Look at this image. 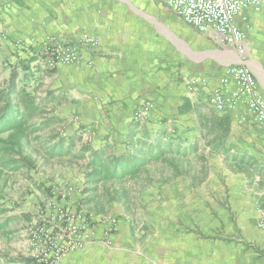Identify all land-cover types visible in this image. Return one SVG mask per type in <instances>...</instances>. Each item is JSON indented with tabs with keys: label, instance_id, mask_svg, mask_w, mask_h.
<instances>
[{
	"label": "crops",
	"instance_id": "0c3cea01",
	"mask_svg": "<svg viewBox=\"0 0 264 264\" xmlns=\"http://www.w3.org/2000/svg\"><path fill=\"white\" fill-rule=\"evenodd\" d=\"M129 1L139 7L135 8L128 0H0V53L11 70L17 68L20 81L28 74L33 76L30 83L32 79L40 81L38 98L51 94L52 112L67 126V132L60 134L75 135L93 149L121 154L144 136L149 135L154 140L164 133L187 145L197 143L205 150L208 163L213 156H223L227 161L230 156H252L251 151L247 152L249 149L240 152L234 145L240 144L237 142L240 135L245 138L250 131L253 134V130L258 135L264 127L242 122L243 106L224 113L216 111L209 103V95L227 66L244 62L252 69L264 96V5L260 11L247 8L236 19L247 36V54L243 58L233 47L210 34L199 33L176 16L199 40L194 43V49L189 50L190 36L185 33L180 36L182 39L174 52L172 43L167 41L159 42L160 50L167 49L166 52H158V9L140 7V3ZM156 1L173 15L165 0ZM125 3L128 8L124 7ZM85 35L98 39L99 46L80 48L81 59L75 65H60L54 72L44 70L40 61L44 58L48 38L75 45ZM194 78L206 86L192 90L189 83ZM185 105L190 108L182 114ZM138 113L142 117L137 118ZM88 137L89 142L85 140ZM258 139L254 136V140ZM205 180L199 184L182 175L152 187L153 195L146 206L148 230L144 232L135 231L134 220L123 203H114L110 214L116 216L117 221L116 232L110 236L112 246L105 244L100 229L106 224L98 226L94 242L64 255L59 264H249L253 259L255 263L263 261L264 236L260 230H255V222L252 224L255 234L247 236L249 241L255 240V244H251L253 249L240 255L242 247L235 246L232 250L215 251L216 258L209 260L205 258V245L199 234L184 232L187 220L181 209L196 210L203 203ZM261 195L264 196V191ZM49 200L44 201L43 206ZM59 200L77 209L73 190ZM259 202L257 208L252 205L253 212L260 213L264 209V197ZM191 224L197 225L194 220ZM24 245L28 255L26 239ZM247 253L249 259H243Z\"/></svg>",
	"mask_w": 264,
	"mask_h": 264
},
{
	"label": "rangeland",
	"instance_id": "374dc122",
	"mask_svg": "<svg viewBox=\"0 0 264 264\" xmlns=\"http://www.w3.org/2000/svg\"><path fill=\"white\" fill-rule=\"evenodd\" d=\"M134 1L140 3V7L158 9L156 18L158 52L163 53L167 50H160L159 42L162 41L171 42V49L174 52L179 47V40L182 39L180 36H184L185 33L190 36L187 40L189 50L194 49V43L199 40L197 34L179 23L175 16L165 10L162 3L160 4L156 0ZM128 2L135 8L139 7L132 1L128 0ZM128 6L127 3L124 4L125 8ZM145 19L148 21V18ZM151 24L153 25V22ZM164 61L168 63L167 59ZM40 64L46 72H54L59 67L51 70L43 61H40ZM10 70V65L5 64V57L0 53V89H2ZM48 78L51 82V76ZM31 82H29L28 90L37 95V91L41 87L40 81L32 79ZM52 106L53 103H50L49 110H52ZM45 117L48 115L40 116L36 121ZM62 124H56L45 129L39 132V135L47 138L50 134L67 132V126ZM250 136L253 137L250 138ZM254 136L259 139L254 140ZM78 139L79 137L76 136V148L73 150L75 153L83 144ZM85 140L89 142L91 139L88 137ZM237 142L240 144L234 146L240 152H244L247 148L249 149L247 152L251 151L252 156H230L229 161L223 156L209 157L208 174L204 182L203 203H200L196 210L181 209L184 211L185 220H187V224L183 225L184 232L188 235L199 234L204 241L206 260L216 258L215 251L232 250L235 246L242 247L240 255H244L246 251L253 249L252 245L255 244V240L249 241L247 239V236L255 234L252 225L254 222L255 230H259L260 213L253 212L252 205L257 208L256 203L259 204L261 197H264L261 195L264 191V131L258 135L256 132L254 133V130L253 134L250 131L245 138L240 135ZM36 157L38 160L37 169L28 171L25 168L9 174L5 173L1 180L0 188L3 185L4 187L0 196L4 199L6 208L9 210L0 216V224H5L4 229L0 230V264H23V260H29L31 264V260L24 249L26 239L24 236L28 226L34 220L36 208L38 206L39 208L43 207V203L47 199H63L65 193L70 190H73L78 210L90 214L97 226L105 224L107 226V219L112 218L117 221V217L110 214V209L114 203H121L118 201L111 202V195L124 187L129 188L131 190L130 215L134 220L135 231L140 233L148 230L145 220L148 216L147 200H150L149 197L153 195V192H150L151 188L165 182L164 177L161 176L162 165L154 164L149 167L155 181L143 190L134 188L132 183L128 181L124 183L104 182L95 189L84 193L88 186L85 178L84 161L77 160L72 155L51 160H46L43 156ZM192 220L197 223V225L194 224V227L191 224ZM105 226L100 227V229L104 230ZM244 258L249 259V254L247 253ZM255 261L253 259L249 264H254Z\"/></svg>",
	"mask_w": 264,
	"mask_h": 264
},
{
	"label": "trees",
	"instance_id": "16d2710c",
	"mask_svg": "<svg viewBox=\"0 0 264 264\" xmlns=\"http://www.w3.org/2000/svg\"><path fill=\"white\" fill-rule=\"evenodd\" d=\"M26 76L19 82V71L13 68L0 89V183L5 173L25 168L28 171L37 169L36 156L51 160L68 155L85 162L88 186L84 193L104 182L128 181L134 188L143 190L155 181L149 171V167L154 164L163 166L161 176L165 182L182 175L191 177L199 184L206 179L208 160L205 150H201L197 143L187 145L175 136L166 137L164 133L157 135L154 140L149 135L144 136L132 142L125 152L114 155L108 154L103 148L93 149L90 144H82L76 153L73 152L77 143L75 135L69 137L54 133L43 138L39 132L62 121L49 110L51 94L38 98L28 90L33 76ZM189 108L185 105L181 113H186ZM44 115L48 117L36 121ZM78 140L81 141L80 138ZM3 187L0 188V194ZM110 201L123 203L130 212L131 190L122 188L111 195ZM8 210L0 196V216ZM4 227L5 224H0V230Z\"/></svg>",
	"mask_w": 264,
	"mask_h": 264
},
{
	"label": "built area",
	"instance_id": "2783aa9c",
	"mask_svg": "<svg viewBox=\"0 0 264 264\" xmlns=\"http://www.w3.org/2000/svg\"><path fill=\"white\" fill-rule=\"evenodd\" d=\"M165 4L184 24L201 34L220 39L244 58L247 36L236 19L247 8L260 11L264 0H165ZM99 44L98 39L87 35L75 45L48 38L41 61L51 70L60 65H75L81 59L80 48H97ZM189 85L192 90L206 86L197 78L192 79ZM209 103L221 113L243 106L245 113L241 121L264 127V96L252 69L244 62L225 68L218 85L211 89ZM136 117L140 118L142 114L138 113ZM33 218L25 233L31 264H59L64 255L94 242L99 232L90 214L69 208L55 198L40 207ZM106 221L102 235L105 244L112 246L110 236L116 230V220L109 218ZM258 228L264 236V209L259 215ZM254 264H264V260Z\"/></svg>",
	"mask_w": 264,
	"mask_h": 264
}]
</instances>
